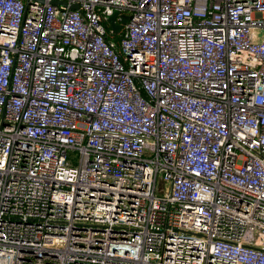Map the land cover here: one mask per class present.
Listing matches in <instances>:
<instances>
[{
  "label": "built area",
  "instance_id": "obj_1",
  "mask_svg": "<svg viewBox=\"0 0 264 264\" xmlns=\"http://www.w3.org/2000/svg\"><path fill=\"white\" fill-rule=\"evenodd\" d=\"M0 264H264V0H0Z\"/></svg>",
  "mask_w": 264,
  "mask_h": 264
},
{
  "label": "rangeland",
  "instance_id": "obj_2",
  "mask_svg": "<svg viewBox=\"0 0 264 264\" xmlns=\"http://www.w3.org/2000/svg\"><path fill=\"white\" fill-rule=\"evenodd\" d=\"M119 16L120 19H121V24H126L128 21H129V14L126 12V13H120L118 10H114L113 12V17H117ZM164 187V192H166V190H168L169 188V184L168 183H165L162 178L159 176L158 179H157V184H156V191H155V194L157 196H161V195H164L162 191H160L161 188Z\"/></svg>",
  "mask_w": 264,
  "mask_h": 264
},
{
  "label": "water",
  "instance_id": "obj_3",
  "mask_svg": "<svg viewBox=\"0 0 264 264\" xmlns=\"http://www.w3.org/2000/svg\"><path fill=\"white\" fill-rule=\"evenodd\" d=\"M41 1V0H40ZM53 4H59V5H65V2H63V1H53L52 2ZM79 8V6L77 5V4H73V5H71V9H75V10H77ZM109 20H110V22H111V25H112V28L113 29H116V27L113 25V23H112V18H109Z\"/></svg>",
  "mask_w": 264,
  "mask_h": 264
}]
</instances>
